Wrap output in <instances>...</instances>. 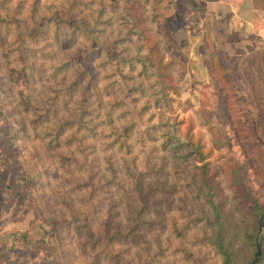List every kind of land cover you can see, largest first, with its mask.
<instances>
[{"label":"rangeland","instance_id":"374dc122","mask_svg":"<svg viewBox=\"0 0 264 264\" xmlns=\"http://www.w3.org/2000/svg\"><path fill=\"white\" fill-rule=\"evenodd\" d=\"M129 1L136 2L147 14L160 11L163 17L168 19V26L172 29L174 37L172 40L176 45L162 43L160 50L164 54V60L178 56L182 61L177 62L175 69L174 83L177 93L169 90V99L165 104L160 100L159 94L153 95L156 87L146 81L145 77L136 76L135 73L129 88L141 82L142 89L134 88L129 92L128 87L126 88L116 75L123 88L122 99L128 103L137 125L133 134L138 140L132 154L135 156L136 168L144 170L145 162H160L163 155L166 162L177 159L158 149L149 154L142 152L144 148L150 150L154 143L158 144V140L147 138V126L161 119L169 121L170 118L172 121V118H176L186 122L192 120V132L195 139L198 138L203 145L205 161L208 162L210 171H215L214 179L220 180L219 193L227 198L228 212L225 214L231 216H225L222 220L238 227L246 224L241 215L243 208L234 198L236 187L231 185L241 186L245 197L254 198L264 210V27L260 28L262 31L259 30L257 35L236 39L234 34L228 36L226 24L220 22L214 24L216 33L212 31L217 37L203 40L204 33H210L207 29H210L213 23L207 25L204 21L201 25L194 24L189 17L190 13L194 10L196 16H199L200 10L193 8L187 0H177L176 3L174 0H36V3L35 0H7L6 5H0V17L8 14L9 8L23 4L18 16L27 27L36 26L43 14H55L71 20L72 24L71 27L69 23L62 24L59 45L54 38L53 27L48 26L45 38L37 42L22 40L23 46L32 51L27 60L40 69V77L33 75L36 82L32 86L31 109L27 113L20 100L22 83L17 86L12 84L13 79L9 71L7 72L6 60L3 57L5 52L1 48L0 40V264H82L83 255L76 238L66 226L69 220L66 198L73 202L74 198L69 187L46 169L51 170L58 166L56 153L60 146L50 147L41 129H47L49 124L58 126L57 122L72 116L71 109H76V102H72V99L78 97L77 91L72 93V101L65 96L66 104L60 99L72 78L71 70H54L55 66H59L60 62L67 60L71 55H78L81 62L84 60V51L78 47V42L85 46L88 42L78 30L76 34L79 38L76 42V35L71 33L72 29L89 17L92 8L98 7V2L107 5L103 18L108 16L113 20L109 26L104 25L101 36H107L114 31L117 23L122 29V26L128 24L121 23L117 16L121 10L128 14L127 7L131 4ZM2 30L3 47H15L17 43L14 34L5 35V29ZM159 31V28H154V32ZM124 46L122 44L120 48ZM214 47L216 50L212 51ZM209 54H216L219 59V65L213 66L212 69L208 66ZM9 56L11 66L14 67L18 58L16 51L13 50ZM89 58L93 59L92 54ZM220 69L224 72L226 83L221 78ZM102 73L107 75L109 70ZM99 76L98 83L115 80L112 76ZM222 85L224 88L220 89ZM117 92V85H113L109 98L120 100L121 96ZM227 101L231 104L229 111H233L232 118L226 107ZM46 104L51 105L52 118L35 134L30 129L33 106L40 105L41 110ZM233 120L235 124L232 123ZM87 122L89 125L96 124L94 130L89 133L84 128L76 133L75 138L84 136V142L92 145L89 158H93L94 155L102 153L105 140L100 133L107 132L108 128L102 129L103 125L93 114L89 115ZM180 126L182 133L185 124ZM74 131L75 129H66L65 134L70 137ZM141 138L142 143H139ZM73 140L75 142L70 145V150L78 154V143ZM224 161L228 164L229 174L223 170L226 166ZM185 162L190 164L186 170L193 173L190 159ZM166 168H170V164H167ZM30 176H33L32 180ZM164 176V179H161L165 190L169 191L173 181L175 187L172 194L165 193L171 204L162 212L163 227L147 234L151 248H154L156 239L163 247L159 262L155 263L196 264L187 260L184 250L186 249L204 264H219L213 249L200 240L203 237L201 225H194L187 219L188 204L195 203L188 195L189 191H192L191 185L186 184V179H176L171 173ZM59 186L61 191L57 190ZM104 203L105 201L100 205L104 206ZM193 215L194 213L190 214ZM174 221L177 229H181V235L174 230ZM238 232L235 240L240 249L242 244L239 238L242 236V229H238ZM54 233L57 237H54ZM258 237L260 254L253 256L248 262L240 255L232 264H251L252 261L254 264H264V226L260 229ZM111 247L115 249L116 245L112 244ZM84 254L90 258L92 252L84 248ZM125 258L128 260V256ZM135 263V260H132L131 264Z\"/></svg>","mask_w":264,"mask_h":264},{"label":"trees","instance_id":"16d2710c","mask_svg":"<svg viewBox=\"0 0 264 264\" xmlns=\"http://www.w3.org/2000/svg\"><path fill=\"white\" fill-rule=\"evenodd\" d=\"M174 1L176 3L177 0ZM129 2L131 4L127 7L128 14H124L121 10L117 16L121 23L128 24V26H122V29L116 22L114 31L107 36H101L104 25L109 26L113 20L108 16L103 18L107 5L99 2L97 8H92L89 17L80 21L78 26L72 29L71 33L76 35V42L79 38L76 34L77 30L86 37L84 39L88 42L86 46L78 42V47L84 51V60L81 62L78 55H71L67 60L60 62L59 66L54 67L55 71L71 70L72 72L70 83L60 97L66 104L65 96L71 100L72 93L78 92V97L71 100L76 102V109H71L72 116L62 118L57 122L58 126L49 124L47 129H44L42 127L52 118L51 105L46 104L41 110L40 105L33 106L30 117V129L33 133L36 134L38 129L42 128V135L47 138V144L52 148L60 146L56 153L58 166L51 170L46 169L69 187L70 194L74 198V202L66 198L69 211L66 226L76 238L83 255L81 256L82 264H131L132 260H135V264L159 262L163 247L156 239L154 248L153 246L151 248L147 241V234L164 225L162 212L171 204L165 193L172 194L175 187V181H173L172 186L168 188L169 191L165 190V184L161 178L164 179V175L168 173L176 176V179L181 177L186 179V184L191 185L192 191H189L188 195L189 199H193L195 203L188 204L187 219L194 225H201L203 237L200 240L213 249L219 264H232L240 255L244 261L248 262L255 256V250L260 244L258 233L264 226V210L254 198L245 197L241 186L231 185L236 187L234 198L243 208L241 215L246 224L238 227L236 224L222 220L225 216H231V214H225L228 212L227 198L219 193L220 180L214 179L215 171H210L208 162L205 161L206 153L203 145L198 138L195 139L192 132L194 126L192 120L186 122L184 119L176 118H172V121L170 118L169 121L161 119L147 126L145 128L147 138L153 141L158 140V144H151L150 150H145L143 147L142 152L149 154L152 150L158 149L166 151L171 157L177 159L166 162L163 155L160 162H145L144 170L140 171L136 168L135 156L132 154L138 140L133 134L137 125L132 118L128 103L122 99L124 92L116 75L123 81L124 86L128 87L129 92L134 88L142 89L141 82L129 88L135 73L136 76L145 77L146 81L156 87L153 95L159 94L160 100L165 104L169 99L167 98L169 90L177 93L174 83L175 69L177 62L182 63V61L178 59V56H171L170 59L164 60V54L160 50L162 43H168L169 46L176 45L172 40L174 37L172 29L168 26V19L163 17L160 11L147 14L146 10L137 6L136 2ZM6 4L7 0H0V5ZM22 5L19 3L9 8L10 12L0 17V40L1 48L5 52L3 57L6 60L7 72L9 71L13 79L12 84L17 86L22 83L20 100L27 113L31 109L32 86L36 82L35 77L39 75L40 69L27 60V57L32 55V51L29 47L23 46L22 40L37 42L45 38L48 26L53 27V35L59 45L62 24L69 23L71 27L72 22L55 14L49 16L43 14L36 26L27 27L18 16ZM2 28L5 29V35L14 34V40L17 43L15 47H3ZM154 28H159L160 31L154 32ZM204 38L211 37L204 33L203 40ZM122 44L125 46L120 48ZM13 50L18 57L14 67L11 66L12 61L9 56ZM214 50H216L215 47L212 51ZM91 54L92 60L89 58ZM216 65H219V59L216 54H211L208 66L212 69ZM105 70H109V74H103ZM220 74L224 80V72L221 69ZM98 76L102 78L112 76L115 80L98 83ZM113 85H117L120 100L109 98ZM223 88L222 85L220 89ZM226 103L229 116L232 118L233 111H229L231 104L229 105L228 101ZM90 114L96 115L103 125L102 129L108 128L107 132L100 133L105 140L102 153L94 155L93 158H89L92 154L90 150L92 145L84 142V136L80 139L75 138L76 133L84 128L89 133L94 130L96 124L89 125L87 122ZM204 119L207 123L205 116ZM232 123L235 124V121L233 120ZM181 124H185V130L182 133ZM66 129H75V131L68 137L65 134ZM155 134L157 136H154ZM73 139L78 143L76 148L78 154L70 150V145L75 142ZM139 143H142V138L139 139ZM64 149H66L65 152ZM189 159L194 169L193 173L186 170L190 164L185 161ZM167 164H170V168H166ZM225 164L223 170L229 174L227 162ZM32 179L33 176H30V180ZM57 190L61 191V187L59 186ZM103 201H105L104 206H101L100 203ZM122 210H124L123 213H120ZM191 213L194 215L190 216ZM172 224L174 230L181 235V229H177L175 221ZM238 229H242V236L239 238L242 244L240 249L236 246L235 240L238 237ZM53 235L57 237L55 233ZM112 244L116 245L115 249L111 247ZM84 248L92 252L90 258L85 256ZM184 250L187 260L204 264L192 252ZM127 256L128 260L125 258Z\"/></svg>","mask_w":264,"mask_h":264},{"label":"crops","instance_id":"0c3cea01","mask_svg":"<svg viewBox=\"0 0 264 264\" xmlns=\"http://www.w3.org/2000/svg\"><path fill=\"white\" fill-rule=\"evenodd\" d=\"M193 8L197 7L200 15L192 10L190 18L194 24L200 25L205 21L210 25L207 29L211 38H216L214 24L224 22L228 36L235 35L236 39H245L257 35L264 27V0H187ZM191 22V23H192ZM208 28V27H207ZM262 30H260L261 32ZM259 32V33H260ZM223 37V36H219Z\"/></svg>","mask_w":264,"mask_h":264},{"label":"water","instance_id":"95a60500","mask_svg":"<svg viewBox=\"0 0 264 264\" xmlns=\"http://www.w3.org/2000/svg\"><path fill=\"white\" fill-rule=\"evenodd\" d=\"M260 254V251H259V247L257 246V251H256V254H255V256H257V255H259ZM251 264H254V261H252V263Z\"/></svg>","mask_w":264,"mask_h":264}]
</instances>
